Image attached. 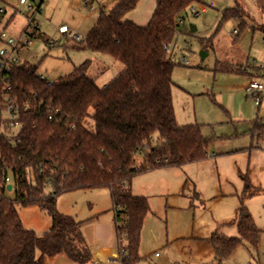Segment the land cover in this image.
Returning <instances> with one entry per match:
<instances>
[{"label":"trees","instance_id":"1","mask_svg":"<svg viewBox=\"0 0 264 264\" xmlns=\"http://www.w3.org/2000/svg\"><path fill=\"white\" fill-rule=\"evenodd\" d=\"M139 1L118 0L109 11H101L83 39L71 38V48L109 56L123 65L105 87L88 75L90 61L53 81L29 62L0 70V264H45L43 253L49 248L74 263H92L84 222L60 213L57 201L65 193L98 189L111 195L121 263H136L151 208L148 198L133 194V178L206 157L210 141L200 126L177 123L172 96L176 63L170 49L179 18L203 0H157L146 27L125 19ZM243 14L238 6L223 16ZM32 36L37 37L36 32ZM10 102L20 109L16 131L2 119ZM254 132L264 138V122L257 123ZM140 155L143 163L138 166ZM10 184L14 198L7 195ZM244 191L250 197L261 190H251L246 181ZM17 205L47 213L52 218L49 231L38 235L25 229ZM235 221L237 237L214 233L210 238L220 258L229 257L239 245L258 244L260 230L243 203Z\"/></svg>","mask_w":264,"mask_h":264},{"label":"rangeland","instance_id":"2","mask_svg":"<svg viewBox=\"0 0 264 264\" xmlns=\"http://www.w3.org/2000/svg\"><path fill=\"white\" fill-rule=\"evenodd\" d=\"M117 1L94 0L91 11L84 0H46V8L36 20L38 30H34L28 26L29 14L19 0H4L8 10L3 19L10 18L15 9L8 31L21 43L16 56L37 66L40 76L53 81L90 61L88 75L103 87L123 71V65L71 45L75 35L85 37L101 11H109ZM211 2L215 7L205 14L187 10L170 46L176 63L172 91L176 120L181 126H200L210 141L203 152L206 157L181 168L133 178V194L147 197L151 208L142 230L140 259L134 264H264V138L254 132L257 123L264 122V93L258 107L248 91L250 83H264V0H203V4ZM153 5L154 0H140L132 12L144 17ZM201 5L196 4V9ZM238 6L244 9L242 18L224 19L226 10ZM62 27L74 39L61 32ZM33 31L37 37L32 36ZM26 41H30L28 46ZM184 51L189 52L187 64L182 62ZM223 66L243 71L225 72L220 69ZM261 67L263 71L257 74L256 68ZM142 163L140 155L137 165ZM9 180L12 183L11 173ZM246 181L251 190L261 191L247 197ZM7 195L14 198V191ZM242 203L260 230L258 244L239 245L229 257L220 258L210 238L214 233L239 235L235 220ZM57 209L83 221L92 243L99 230L107 225L112 229L113 202L107 189L62 194ZM17 210L24 228L38 235L52 226V218L37 206L17 205ZM113 228L114 247L119 251ZM105 245L101 239L96 244L98 249Z\"/></svg>","mask_w":264,"mask_h":264},{"label":"built area","instance_id":"3","mask_svg":"<svg viewBox=\"0 0 264 264\" xmlns=\"http://www.w3.org/2000/svg\"><path fill=\"white\" fill-rule=\"evenodd\" d=\"M85 5L90 7V10L93 11V2L94 0H84ZM200 6V10H197L195 5H192L188 8L189 12L194 15L205 14L209 8H214L215 3L211 2L209 4H203ZM19 5L22 7L23 11L29 14L28 23L29 27L32 28L34 26V30L38 29V25L36 24L37 18L43 14L46 8V0H19ZM7 13V7L3 0H0V23L3 20L4 16ZM184 16L179 18V23H183ZM64 34H68L69 31L66 27H62L60 29ZM34 32V31H33ZM235 34L237 31L234 32ZM33 34V33H32ZM73 34L69 33V37L71 38ZM76 37V36H75ZM76 39H79L76 37ZM20 40H17L12 34L9 33L8 30H3L0 32V70H8L12 64H19L22 61L16 56L21 51L20 48ZM30 44V41H26V46ZM169 50V49H168ZM189 52L184 51L182 54V62L184 64L189 63L188 61ZM262 68V67H261ZM263 69V68H262ZM248 91L251 94V98L253 99L256 106H260L262 104V95L264 93V83H259L254 81L250 83L248 87ZM19 105L10 102L7 105L6 110L3 112L2 119L7 120L8 125L12 131H16L19 128L18 118H19ZM10 183V180L8 179ZM13 188V186H12ZM125 255V252H122ZM118 258L120 259V252L118 253ZM110 258L104 255H100L97 258L98 264H104L109 262Z\"/></svg>","mask_w":264,"mask_h":264},{"label":"crops","instance_id":"4","mask_svg":"<svg viewBox=\"0 0 264 264\" xmlns=\"http://www.w3.org/2000/svg\"><path fill=\"white\" fill-rule=\"evenodd\" d=\"M156 2H157V0H154V5L149 10V13L147 11L146 16L141 17L137 13L130 12L125 17V19L135 23L138 26L146 27L149 24V22H150V20H151V18L153 16V13H154V11L156 9ZM4 3L6 4L7 10H8V3H6V2H4ZM14 12H15V9L13 10L12 16H10V18H8V19L5 18L6 20L3 19L1 21V23H0V32H2L5 29L8 30L10 25L13 23ZM75 36L78 37L79 39H83L84 38V37L80 38L78 35H75ZM105 86L106 85H104L103 87H105ZM170 169H172V168H170ZM173 169H177V168H173ZM139 196H141V195H139ZM113 215H114V212H113ZM144 223H145V221H144ZM111 224L113 226H115L114 219H113V222ZM113 226H112V229L110 228L109 225H107L106 228H103V229L99 230V232L97 233V240H95L93 243L91 242V237H89L87 231H84L83 227H82V232H83V235H84V237L86 239V243H87L88 247L90 248V250L92 252V255H93V262L90 263V264H98L97 263V258L100 255H104V256H107L108 258H110L109 262L104 263V264H122L120 259L118 258L119 251H117V249H115V247H114L113 238L115 237V232H114ZM142 230H143V228H142ZM47 231H49V229ZM115 231H116V226H115ZM141 237H142V233H141ZM100 239L101 240H105L106 241V245L103 248L98 249L96 244L98 243V240H100ZM140 243H141V241H140ZM41 254L42 253L40 251L37 252L38 256H40ZM43 256H44L45 264H77V263L72 262L64 253L55 251L54 249H51V248L47 249L43 253Z\"/></svg>","mask_w":264,"mask_h":264},{"label":"water","instance_id":"5","mask_svg":"<svg viewBox=\"0 0 264 264\" xmlns=\"http://www.w3.org/2000/svg\"><path fill=\"white\" fill-rule=\"evenodd\" d=\"M201 57L204 59L206 57V54L202 52ZM11 190H12V185H8V191H11Z\"/></svg>","mask_w":264,"mask_h":264}]
</instances>
